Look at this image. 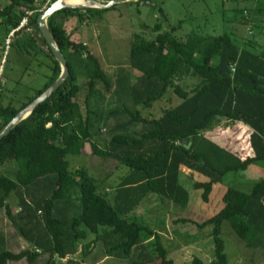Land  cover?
Listing matches in <instances>:
<instances>
[{
    "label": "trees",
    "instance_id": "1",
    "mask_svg": "<svg viewBox=\"0 0 264 264\" xmlns=\"http://www.w3.org/2000/svg\"><path fill=\"white\" fill-rule=\"evenodd\" d=\"M140 1L150 0L132 3ZM3 2L0 43L6 42L23 18H27V26L13 32L7 50L4 44L0 65L7 63L6 51L11 49L20 57L40 55L45 62L40 63L43 72H37L42 83L19 98L16 93L24 88L23 80L34 76L28 63L19 76L15 73V88L11 89H5L6 68H0V130L60 74L59 64L36 24L39 13L48 7L46 0ZM115 7L66 8L47 19L51 36L67 63L68 77L0 141V168L12 163L17 166L11 178L0 174V212L27 246L17 253L8 251L0 236V264H34L39 259L42 264H96L106 257L123 264H151L155 259L158 264H175L155 232L127 220L139 204L156 195L164 205L186 208L189 193L179 182L183 170L192 177L206 178L194 182L193 187L200 189L202 200L208 202L213 186L227 173L255 163L264 167V43L254 41L257 34L264 37V4L249 14L244 8L231 9L232 22L245 21L250 29L244 40H238L232 31L217 36L189 32L178 38L176 28L166 31L159 25L150 40L132 33L128 65L140 76L134 83L124 76L118 78L119 90L123 91L119 93L128 104L114 98L117 109L110 114H124L128 119L108 127L112 135L106 138L99 126L101 117L91 106H95L96 98L101 103L115 97L111 95L113 82L99 58L72 37L81 24ZM69 17L75 18L76 24L68 25ZM184 76L197 77L199 82L186 91L178 84ZM78 77L84 79L81 87ZM167 89H172L180 103L157 119L143 118L137 108H150ZM222 122L227 127L241 124L248 129L251 156L243 158L205 136ZM85 149L89 150L86 158L99 167L86 163L72 168L67 156L79 157ZM119 168L126 172L108 195L92 173L108 180ZM13 196L18 200L14 215L10 204ZM221 201L215 215L197 224L212 227L213 255L208 264L228 263L220 237L225 222L246 249L264 251V178L249 194L228 188ZM151 236L154 250L144 243ZM184 264L205 263L194 257Z\"/></svg>",
    "mask_w": 264,
    "mask_h": 264
},
{
    "label": "rangeland",
    "instance_id": "2",
    "mask_svg": "<svg viewBox=\"0 0 264 264\" xmlns=\"http://www.w3.org/2000/svg\"><path fill=\"white\" fill-rule=\"evenodd\" d=\"M264 2V0H262ZM4 4L3 0H0ZM264 4V3H263ZM253 7L249 0H150L140 1L138 3H126L116 5L115 9L109 10L103 14L102 20L92 18L90 23L78 28L72 40L79 42H86L87 48H90L92 53L99 58L103 69L108 73L113 82L112 93L108 98H105L100 103L98 98L95 99V106L91 109L97 111L101 117L99 126L101 132L108 138L112 134L109 132L110 126L119 123L127 122L126 115H111L110 112L117 109L114 102L117 98L123 104H128L126 97L119 92V85L117 80L124 76L130 83H134L140 76L138 72L131 69L128 65L129 43L132 33H137L143 36L144 39L150 40L154 37V27L159 25L161 30L170 31L176 28L174 35L178 38L183 37L186 33H203L211 36H217L224 32H233L238 40H244L249 36L250 30L245 21L240 24L232 22L231 9ZM252 7V8H251ZM225 18H223V14ZM249 14V12H247ZM107 22V23H105ZM245 23V24H244ZM76 24V20H75ZM113 31V32H112ZM253 33V32H252ZM254 34V33H253ZM252 34V35H253ZM1 37V35H0ZM2 38H0V41ZM254 41L258 44L264 43V37L257 34ZM5 41L0 43V52L5 49ZM42 50L45 49L42 47ZM7 63L2 61L1 68L5 69L6 79L4 80L5 89L15 88L12 83L16 73L19 76L21 70L28 63L31 68L30 73L33 77L25 78L23 80L24 88L19 89L16 93L17 98L30 93L32 89L42 83V78L37 75L42 73V56L32 57L30 55L19 56L13 49L6 51ZM44 61V60H43ZM45 62V61H44ZM35 73V74H33ZM84 79L78 77V84L81 87ZM199 79L196 77L184 76L178 84L182 89L189 91L193 85L197 84ZM84 91V89H83ZM117 94V95H116ZM119 102V103H120ZM180 103L178 97L172 92V89H167L165 95L160 101L155 102L150 108H137L143 118H159L162 114L175 107ZM93 104V101L90 102ZM109 127V128H108ZM104 130V131H103ZM220 145L231 149L243 158L251 156V151L248 145L249 131L241 124L227 125L222 122L216 126L212 131L205 133ZM104 138V137H103ZM104 140H101L103 143ZM104 145V143H103ZM89 153V150L86 151ZM82 152L78 156H67V161L72 168L82 167L88 163L90 167H99L92 160L87 159ZM17 169L16 164H8L0 168V174L9 178L12 177L14 171ZM125 168H119L112 177L108 180H102L99 175L92 173V176L98 179L99 186L108 192L112 193V187L116 185L117 179L124 175ZM264 178V167L261 163L250 165L245 170L234 171L227 173L222 181L213 186L212 193L208 202H204L201 198L202 191L193 187L194 182H204L206 178L198 175L192 177L188 171L183 170L180 173L179 182L189 193V203L186 208L173 207L174 212L170 216L169 210L162 213L163 209L160 207V199L156 195H149L139 206L129 215L128 221H136V223L148 227L155 232L159 237V242L168 244L170 249L167 251L169 259L175 264L188 263L191 257H199L205 264L209 263L213 255V243L210 237L212 227L206 225L198 227L203 221L215 215L222 207V195L228 188L239 190L243 193L249 194L254 184L260 182ZM164 203L167 201H163ZM16 196L10 200L12 214H17ZM184 219L187 222H175L173 220ZM170 231L169 238L165 237L164 231ZM178 231V232H176ZM146 234L142 233L144 238ZM0 236L3 239L4 248L8 251L17 253L25 249L26 242L20 237L12 222L6 217L5 213L0 212ZM180 237V238H179ZM227 257V264H264V251L249 250L244 247V244L236 237L227 222L222 224L220 235ZM187 241L192 243L183 254H179L175 248L174 242ZM144 243L150 245V250H154V237L146 238ZM195 243V244H193ZM163 246V245H162ZM172 247V248H171ZM164 248V247H163ZM158 264L155 259L151 264ZM8 264H28L25 261L9 262ZM34 264H42L41 259ZM97 264H123L119 261L106 259ZM126 264V263H124Z\"/></svg>",
    "mask_w": 264,
    "mask_h": 264
},
{
    "label": "water",
    "instance_id": "3",
    "mask_svg": "<svg viewBox=\"0 0 264 264\" xmlns=\"http://www.w3.org/2000/svg\"><path fill=\"white\" fill-rule=\"evenodd\" d=\"M65 0H55L52 2L45 10L39 13L37 17V29L40 36L43 38L47 47L49 48L52 57L56 60L60 67V74L54 83L49 86L42 94H40L35 100H33L28 106L19 111L1 130H0V141L22 120L28 117L35 108H37L41 103H43L54 91H56L67 79L68 77V66L67 63L53 40L51 33L47 26V19L52 16L57 11L70 8V9H85V8H95L107 10L113 6L119 4L132 3L139 0H109L106 3L100 2L98 0H85L83 5L69 6L66 5Z\"/></svg>",
    "mask_w": 264,
    "mask_h": 264
},
{
    "label": "crops",
    "instance_id": "4",
    "mask_svg": "<svg viewBox=\"0 0 264 264\" xmlns=\"http://www.w3.org/2000/svg\"><path fill=\"white\" fill-rule=\"evenodd\" d=\"M98 1H100V2H104V1H102V0H98ZM227 1H229V0H227ZM250 1V3H251V6L253 7V8H258V7H262L263 6V3L264 2H262V0H249ZM251 7V8H252ZM245 10H247L248 12L250 11V9H249V7L248 8H244ZM223 14V13H222ZM105 17V16H104ZM103 15L99 18L98 16H94V19H96V20H102L103 18ZM223 18H225V15L223 14ZM75 18H71V17H69V18H67V20H66V23L68 24V25H74L75 24ZM105 23H107V22H105ZM83 25H86V23H84V24H81L80 25V27H82ZM79 27V28H80ZM79 30V29H78ZM113 32V31H112ZM76 33H74V35H75ZM83 43V45H85L86 47H87V44H86V42H82ZM91 48V47H90ZM90 48H88V50L92 53V51H91V49ZM93 54V53H92ZM0 68H1V65H0ZM87 149H85L84 150V155H85V157H86V155L88 154L87 152ZM160 207L163 209V211H162V213L165 211V213L169 210V213H168V215L170 216V213L172 214L173 212H174V209H173V206L170 204V203H167V204H162L161 202H160ZM170 218H171V216H170ZM175 221L176 220H173V221H171L172 223H175ZM164 231V230H163ZM170 231L171 230H167V231H164V233H165V237H168L169 238V235L171 234L170 233ZM173 234H175V232L174 231H171ZM176 232H178V231H176ZM176 236H178L177 234H175ZM159 237H161V240H162V236H159ZM180 238V237H179ZM170 239V238H169ZM192 243V241H190V242H187V241H177V242H174V244H175V248L174 249H176V251L179 253V254H183L184 252H185V250L187 249V248H189V246H190V244ZM193 244H195V243H193ZM162 245H163V247H164V249L165 250H168L169 251V249H170V247H169V245L168 244H164L163 243V241H162ZM172 248V247H171ZM167 252V251H166ZM195 256H193V257H191V258H194ZM199 258V257H198ZM106 259H112V258H109V257H106V258H104V259H102L101 261H99L98 263H100V262H102V261H104V260H106ZM200 259V258H199ZM113 260V259H112ZM192 259H190V261H191ZM201 260V259H200ZM211 261V260H210ZM202 262H203V260H202ZM204 263V262H203ZM97 264V263H96ZM208 264V263H207Z\"/></svg>",
    "mask_w": 264,
    "mask_h": 264
},
{
    "label": "built area",
    "instance_id": "5",
    "mask_svg": "<svg viewBox=\"0 0 264 264\" xmlns=\"http://www.w3.org/2000/svg\"><path fill=\"white\" fill-rule=\"evenodd\" d=\"M55 0H46V4H45V6L47 7V5L49 6L52 2H54ZM45 6L44 7H42L43 9L45 8ZM42 11V10H41ZM28 14V16L31 14V13H27ZM27 26V18H23L21 21H20V23H19V26L14 30V31H18V30H20L21 28H24V27H26ZM30 30L31 29H29V28H27V31L28 32H30ZM14 31H12L10 34H9V36H8V38L6 39V50L8 49V44H9V40H10V36H12V34H13V32Z\"/></svg>",
    "mask_w": 264,
    "mask_h": 264
},
{
    "label": "bare ground",
    "instance_id": "6",
    "mask_svg": "<svg viewBox=\"0 0 264 264\" xmlns=\"http://www.w3.org/2000/svg\"><path fill=\"white\" fill-rule=\"evenodd\" d=\"M66 5L69 6H80L83 5L85 3V0H65L64 1Z\"/></svg>",
    "mask_w": 264,
    "mask_h": 264
}]
</instances>
